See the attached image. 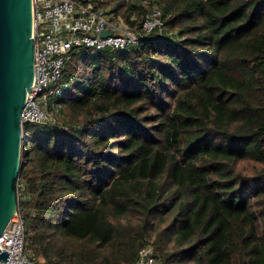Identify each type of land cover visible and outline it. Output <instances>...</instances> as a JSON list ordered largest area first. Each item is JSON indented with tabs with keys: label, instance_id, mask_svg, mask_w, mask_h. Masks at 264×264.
<instances>
[{
	"label": "trees",
	"instance_id": "obj_1",
	"mask_svg": "<svg viewBox=\"0 0 264 264\" xmlns=\"http://www.w3.org/2000/svg\"><path fill=\"white\" fill-rule=\"evenodd\" d=\"M100 3L132 25L158 7L165 32L73 49L64 120L24 123L26 252L136 264L151 243L159 264H264V0Z\"/></svg>",
	"mask_w": 264,
	"mask_h": 264
},
{
	"label": "built area",
	"instance_id": "obj_2",
	"mask_svg": "<svg viewBox=\"0 0 264 264\" xmlns=\"http://www.w3.org/2000/svg\"><path fill=\"white\" fill-rule=\"evenodd\" d=\"M113 8V7H112ZM105 7L100 0H32L34 80L21 112L24 123L56 124L65 105L59 100L60 82L71 51L80 47L124 49L140 44L143 36L158 29L165 32L162 11L150 7L140 25H132L120 11ZM135 19V16H132ZM109 30L108 36L100 32ZM25 186L17 180L18 209L0 235V250L11 251L0 264H36L26 252L25 219L19 201ZM141 264H159L150 243L140 251Z\"/></svg>",
	"mask_w": 264,
	"mask_h": 264
},
{
	"label": "water",
	"instance_id": "obj_3",
	"mask_svg": "<svg viewBox=\"0 0 264 264\" xmlns=\"http://www.w3.org/2000/svg\"><path fill=\"white\" fill-rule=\"evenodd\" d=\"M32 32V0H0V235L18 209L24 137L21 112L34 80ZM10 253L0 250V260H7Z\"/></svg>",
	"mask_w": 264,
	"mask_h": 264
},
{
	"label": "rangeland",
	"instance_id": "obj_4",
	"mask_svg": "<svg viewBox=\"0 0 264 264\" xmlns=\"http://www.w3.org/2000/svg\"><path fill=\"white\" fill-rule=\"evenodd\" d=\"M102 4V3H101ZM104 6L105 7H108V8H112L113 7V5L112 6H110V5H105L104 4ZM122 11V12H121ZM120 12L123 14L124 12H123V9L121 10ZM125 11V10H124ZM65 111H66V109H65ZM60 119L61 120H64V118L62 119V117H60ZM240 166H241V168H245L244 170L246 171V172H248V173H250V172H254V170L256 169V167H258V166H261L260 164H257V163H254V162H248V161H243V162H241L240 163Z\"/></svg>",
	"mask_w": 264,
	"mask_h": 264
}]
</instances>
